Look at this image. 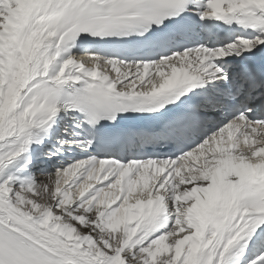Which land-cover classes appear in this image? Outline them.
Returning a JSON list of instances; mask_svg holds the SVG:
<instances>
[{"label":"bare ground","instance_id":"bare-ground-1","mask_svg":"<svg viewBox=\"0 0 264 264\" xmlns=\"http://www.w3.org/2000/svg\"><path fill=\"white\" fill-rule=\"evenodd\" d=\"M23 1L8 0L4 12L0 14L2 15L0 16V51L6 39L5 33L11 26L15 13ZM262 1L264 2V0ZM46 21L47 19H45V23ZM42 28V30L34 31L33 38L27 39L23 43V59L19 60L18 68L14 72L15 81L19 85L16 87L14 86V82L6 83L7 86L10 84L9 90H7L10 96L18 95L29 79L41 76L46 72L45 66L47 62L50 58L56 57L55 54L48 52L47 49H41V47L46 45V40L51 38L58 39L61 36L59 34L54 35L53 31L47 32L44 26ZM43 33L46 34L43 36ZM56 64H54V68L57 67ZM80 64L88 73H92L93 71L102 72L105 69L103 67L104 63L98 60L87 64L81 61ZM105 74L109 78L114 79L113 73L105 71ZM43 88V83L30 85L29 90L31 91H27L22 97V100L26 101L24 102V106H31L32 103L28 100H32ZM11 108L12 105H4L0 110V139L5 141L0 151V157L12 148L13 141L11 138L14 134H10V124L8 123ZM33 108L36 109L41 117H45L49 112L48 107H39L36 103ZM10 115H12V112ZM69 116L74 118L75 114L72 112ZM24 161H26L25 158L19 157L10 166L6 165L4 174L9 176ZM30 163L32 164V174L30 177H20V171H17L9 181L7 188L5 185L0 186V244H2L1 237L4 236L17 242L51 264H97L92 263V258L81 252L75 251L76 255L71 254V244L74 243V240L87 234L86 245L92 251L104 256L113 253L122 244L126 234L121 228L115 226L114 221L110 217L107 218L108 223L106 225L101 224L102 219L98 217L105 213L101 208L92 207L88 210L90 204L81 200H78L74 204L69 202L66 206L58 204L59 200L56 198L55 193L56 177L49 170L52 163L37 162V160H33ZM175 190L180 191V196L171 203L170 208L172 210L188 209L190 202L197 199L193 193L192 181L190 180L176 182L175 188L169 189L170 194H173ZM175 195H177V192ZM185 196L189 198L187 202H183L182 200V197ZM47 208L52 210L51 218L63 216L64 220L61 223V237L43 240L39 239L37 231H44L40 229L33 219ZM178 221L185 225L189 224L185 219H178ZM175 228L176 224L173 223L169 231L175 230ZM168 237L172 238L173 235L167 233L161 245L166 243ZM175 243L176 240L174 238L169 240V255L164 254L163 251L158 255L160 244L157 249L154 243L146 246V249L142 251H138L137 247L130 245L125 251L127 264H169L175 259L173 247L175 245L178 246ZM184 258L186 259L187 257L184 256ZM234 264H238V262Z\"/></svg>","mask_w":264,"mask_h":264}]
</instances>
